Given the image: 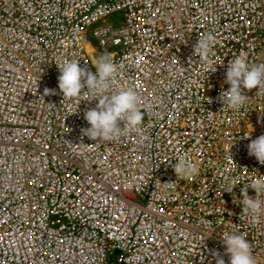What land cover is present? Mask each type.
I'll return each instance as SVG.
<instances>
[{"label":"built area","instance_id":"obj_1","mask_svg":"<svg viewBox=\"0 0 264 264\" xmlns=\"http://www.w3.org/2000/svg\"><path fill=\"white\" fill-rule=\"evenodd\" d=\"M116 12L119 27L106 19ZM208 32L210 74L192 51ZM241 52L264 62V0H0V264H215L213 250L228 264L225 231L245 235L264 264V214L251 219L238 202L244 183L264 179L247 150L264 133V94L243 90L236 110L218 99ZM101 53L143 119L94 142L81 129L96 101L81 97L70 114L78 100L59 93L55 63L95 71ZM184 155L198 175H175ZM222 173L238 183L232 194Z\"/></svg>","mask_w":264,"mask_h":264},{"label":"clouds","instance_id":"obj_2","mask_svg":"<svg viewBox=\"0 0 264 264\" xmlns=\"http://www.w3.org/2000/svg\"><path fill=\"white\" fill-rule=\"evenodd\" d=\"M215 41L214 34L208 32L196 40L192 46L195 55L208 66L209 74L217 70L215 67L217 64L210 63ZM55 65L59 72L57 77L59 93L64 99L78 100L76 110L70 114L77 112V107L82 100L96 101L94 107L87 108L83 112V117L89 125L81 129L83 136H87L94 142L113 141L124 133L125 125L127 131H132L142 123L143 113L137 92L132 88L113 90V82L118 76V66L110 53H101L95 57L92 65L95 71L81 66L80 60L75 58L61 59ZM223 82L229 87L225 90L221 86L218 99L222 107L231 110L239 109L249 98L243 90L255 88L256 92L264 94V62L249 63L247 54L241 52L228 61ZM54 94H56V89L47 87L44 89L43 95ZM81 97H83L82 100ZM208 102H212L210 97H208ZM261 115L264 116V114ZM251 132L242 138H249ZM233 144L229 147V154ZM247 150L249 156L255 157L258 163L264 164V133L255 139H250ZM172 168L176 176L183 178H192L199 173L189 155L177 157ZM221 178L222 192L232 194L233 188L238 184L236 179L230 173H222ZM249 187L254 190V196H249L247 191ZM240 193L242 199L238 202L242 206V214L251 219L264 214V201L259 198L264 196V179L258 176L251 183H244ZM220 237L224 245V254L228 256V264H255L251 245L245 235L225 231L220 233ZM212 258L215 264H226L223 256L216 250L212 251Z\"/></svg>","mask_w":264,"mask_h":264},{"label":"rangeland","instance_id":"obj_3","mask_svg":"<svg viewBox=\"0 0 264 264\" xmlns=\"http://www.w3.org/2000/svg\"><path fill=\"white\" fill-rule=\"evenodd\" d=\"M106 19L108 20V22H110L113 25V27H119L124 22L121 12L113 13V14L109 15ZM100 24H102L101 21L96 22L95 24H93L90 27V30H89V36H90V40H91V43L93 44V46H95L97 44V41L92 36V30L95 27L99 26ZM89 48H91V47L89 46ZM91 51H92V48H91Z\"/></svg>","mask_w":264,"mask_h":264},{"label":"bare ground","instance_id":"obj_4","mask_svg":"<svg viewBox=\"0 0 264 264\" xmlns=\"http://www.w3.org/2000/svg\"><path fill=\"white\" fill-rule=\"evenodd\" d=\"M88 48V47H87ZM88 50L90 51L91 50V48H88Z\"/></svg>","mask_w":264,"mask_h":264},{"label":"crops","instance_id":"obj_5","mask_svg":"<svg viewBox=\"0 0 264 264\" xmlns=\"http://www.w3.org/2000/svg\"><path fill=\"white\" fill-rule=\"evenodd\" d=\"M88 48H89V46H88ZM91 51V50H90Z\"/></svg>","mask_w":264,"mask_h":264}]
</instances>
